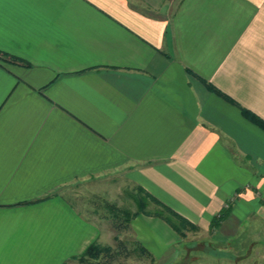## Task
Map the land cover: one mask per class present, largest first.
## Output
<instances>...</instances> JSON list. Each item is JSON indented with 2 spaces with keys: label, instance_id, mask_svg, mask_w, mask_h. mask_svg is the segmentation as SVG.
Here are the masks:
<instances>
[{
  "label": "crops",
  "instance_id": "crops-1",
  "mask_svg": "<svg viewBox=\"0 0 264 264\" xmlns=\"http://www.w3.org/2000/svg\"><path fill=\"white\" fill-rule=\"evenodd\" d=\"M0 54V264L112 248L89 181L264 253V0H0ZM135 221L150 249L163 220Z\"/></svg>",
  "mask_w": 264,
  "mask_h": 264
},
{
  "label": "rangeland",
  "instance_id": "rangeland-1",
  "mask_svg": "<svg viewBox=\"0 0 264 264\" xmlns=\"http://www.w3.org/2000/svg\"><path fill=\"white\" fill-rule=\"evenodd\" d=\"M135 191L121 190L122 196L113 202L107 197V189L102 184L96 186L89 181L76 184L68 190L70 195L78 194L80 198L78 202L82 206L84 216L103 220L102 224L108 228L109 236L111 229L114 230V242L111 243L109 240L112 248L116 247L117 239H121L129 251L127 258L118 256L116 261L110 262L106 257L98 260L89 259L87 264H264V253L261 249H259L261 253L256 254L249 253L247 250L249 247H247L244 253L239 255L230 245H224V247L219 245L220 243L212 245L211 235L203 234L204 232L198 233V226L196 229H188L167 211L162 210L158 205L151 204L142 193ZM115 214H118V219L121 221L127 215L128 230H116L111 226V218ZM140 214H146L148 217L156 216L163 220V230L159 232V236L150 238V249L137 238L134 227L131 225L137 223L135 220ZM142 229L144 227H141L140 231ZM146 229L149 230V228ZM176 229L181 230L182 233ZM109 236L108 239H110ZM141 247L148 253L140 251Z\"/></svg>",
  "mask_w": 264,
  "mask_h": 264
},
{
  "label": "trees",
  "instance_id": "trees-1",
  "mask_svg": "<svg viewBox=\"0 0 264 264\" xmlns=\"http://www.w3.org/2000/svg\"><path fill=\"white\" fill-rule=\"evenodd\" d=\"M0 58H3L4 60H8L11 61L13 63H16L17 60L13 58V56H7L4 54H0ZM18 63V62H17ZM210 89H215L212 85H207ZM219 94V93H218ZM227 99L230 100V98L226 97ZM232 102V101H231ZM242 113L244 114V117L246 119H248L249 121L254 122L255 124H257V126L259 128H261V130L264 131V121L260 118L257 117L256 114H254L253 112H249L247 110H244V108H241ZM154 201L156 203L157 200L154 199ZM159 205V204H158ZM144 206V205H143ZM143 206L141 207L143 209ZM162 210L167 211L174 219L177 220V222L184 224L186 227H188V229L192 230V229H196V225L192 224V223H188L187 221H185L184 217H182L181 215H177L176 213H174L173 211H171L169 209V207L167 206H161ZM124 213V212H123ZM126 214V213H124ZM228 215V211L227 210H221L220 213H218V215L216 217H214L210 222V228L211 230H214L217 228V226L220 224V221L225 219ZM125 219L123 221L119 220V216L118 214L113 215V217L111 218V226H113L114 229L116 230H128L129 226H127L128 222H129V218H127V215H125ZM124 228V229H123ZM175 228V226H174ZM176 231H180L182 233L181 230L176 229ZM126 245L125 243L121 240V239H117V243H116V247L115 248H111L109 246H100L98 244H96V242L91 243L86 250L82 251L76 260L79 261V263H84L87 264V262L89 261V259H100V258H104L106 257L108 260V262L110 261H116V259L118 258V256H122V258H127L129 257V251L126 249ZM140 251L144 252V253H148L147 250H145L143 247L140 248Z\"/></svg>",
  "mask_w": 264,
  "mask_h": 264
}]
</instances>
